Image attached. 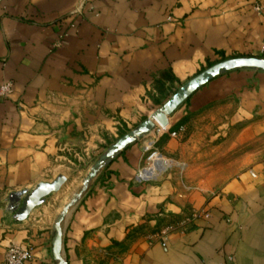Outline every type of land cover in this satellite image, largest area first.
Instances as JSON below:
<instances>
[{
    "label": "crops",
    "instance_id": "obj_1",
    "mask_svg": "<svg viewBox=\"0 0 264 264\" xmlns=\"http://www.w3.org/2000/svg\"><path fill=\"white\" fill-rule=\"evenodd\" d=\"M257 5L264 0H0V85H13L0 98V264L11 246L32 251L26 264H57L64 208L52 197L65 185L23 222L10 194L68 178L77 157L90 168L211 65L261 57ZM169 122L175 136L131 144L68 210V264H264V70L222 73ZM148 145L174 164L140 181Z\"/></svg>",
    "mask_w": 264,
    "mask_h": 264
},
{
    "label": "water",
    "instance_id": "obj_2",
    "mask_svg": "<svg viewBox=\"0 0 264 264\" xmlns=\"http://www.w3.org/2000/svg\"><path fill=\"white\" fill-rule=\"evenodd\" d=\"M241 68H256L264 70V58L232 57L221 60L204 69L183 84L158 110L139 124L137 128L119 137L97 158L94 164L90 167V170L83 181L84 187L71 199L69 203L65 205V208L56 219L53 228L52 252L54 260L57 264H68L62 255L64 237L63 222L66 217V213L83 196L86 188L97 177L104 166L112 161L118 153L143 138L146 134L150 133L155 126V121L160 123L162 126H166L169 123V117L201 87L224 72ZM67 181V176L60 174L51 182H40L32 191L23 190L11 193L9 196V205L10 210L13 213V219L16 222L25 221L34 209L47 202L49 196L60 192Z\"/></svg>",
    "mask_w": 264,
    "mask_h": 264
},
{
    "label": "built area",
    "instance_id": "obj_3",
    "mask_svg": "<svg viewBox=\"0 0 264 264\" xmlns=\"http://www.w3.org/2000/svg\"><path fill=\"white\" fill-rule=\"evenodd\" d=\"M255 9L261 12L264 7L257 5ZM261 57L264 58V45L261 50ZM12 87L13 85L11 82H5L0 85V98H6L12 92ZM165 133H170L172 136L176 135V132L170 129V122L166 126H162L160 123L155 121L153 130L145 136L149 137V139L157 141ZM144 150L146 153H149L150 151H153V153L149 156L147 163L144 164L137 174V178L140 181L152 180L158 177L159 173L162 174L161 171L165 162L170 160L164 157L158 149H153L151 145L145 146ZM200 214L202 213H195L192 220L198 218ZM203 215L208 216V214L205 213H203ZM170 233L171 229L165 228L158 234V238L162 240L164 245L166 244ZM32 257L33 255L31 250L18 246H11L7 250L3 264H26L28 261L32 260Z\"/></svg>",
    "mask_w": 264,
    "mask_h": 264
},
{
    "label": "rangeland",
    "instance_id": "obj_4",
    "mask_svg": "<svg viewBox=\"0 0 264 264\" xmlns=\"http://www.w3.org/2000/svg\"><path fill=\"white\" fill-rule=\"evenodd\" d=\"M153 153V151H150L149 153L146 154L145 159H144V164L147 163V160L149 156ZM77 159L82 163L78 164L73 168V169H65V173L68 174V181L65 184L64 188L62 191L54 195L52 199L54 202H56L57 207L65 208V205L71 201V199L84 187L83 186V181L88 174L90 168H86L83 164L84 159L77 157ZM97 160V157H96ZM95 160V161H96ZM206 189H215V187H203Z\"/></svg>",
    "mask_w": 264,
    "mask_h": 264
},
{
    "label": "bare ground",
    "instance_id": "obj_5",
    "mask_svg": "<svg viewBox=\"0 0 264 264\" xmlns=\"http://www.w3.org/2000/svg\"><path fill=\"white\" fill-rule=\"evenodd\" d=\"M174 164V161L172 160H168L167 162H165V164L162 167V173H164L165 171H167V169L172 166ZM161 175V173L158 174V176Z\"/></svg>",
    "mask_w": 264,
    "mask_h": 264
}]
</instances>
